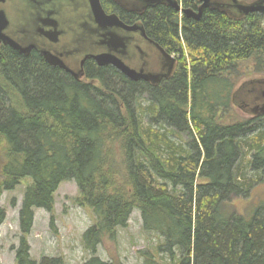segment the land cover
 I'll list each match as a JSON object with an SVG mask.
<instances>
[{"label":"trees","instance_id":"1","mask_svg":"<svg viewBox=\"0 0 264 264\" xmlns=\"http://www.w3.org/2000/svg\"><path fill=\"white\" fill-rule=\"evenodd\" d=\"M118 11L177 58L172 75L135 82L88 62L75 79L35 53L0 48V196L31 179L19 211L26 235L34 210L51 211L59 184L73 181L94 218L81 264H122L95 254L134 209L160 239L138 252L141 264H264V198L233 204L264 178V117L237 113L232 101L245 62L264 75V17L205 9L193 19L166 4ZM24 235L15 264H64L34 260Z\"/></svg>","mask_w":264,"mask_h":264},{"label":"rangeland","instance_id":"2","mask_svg":"<svg viewBox=\"0 0 264 264\" xmlns=\"http://www.w3.org/2000/svg\"><path fill=\"white\" fill-rule=\"evenodd\" d=\"M246 64L247 62L242 66L244 77L236 88L247 80L264 77L255 74L249 69V63ZM233 110L242 112L236 106ZM30 181V178H24L12 190H3L1 193L0 208L4 212V218L0 223V264H15V249L20 237L24 235L19 227V211L23 192ZM251 192L247 199L232 200L237 209L246 210L244 204L250 206L264 198V178ZM78 197L76 184L73 181H65L59 184L54 193L51 211L40 208L34 210L31 230L24 235L34 260L39 261L42 257H61L64 264H81L91 256L83 246L82 236L94 218L89 207L82 205ZM159 241L155 235L143 231L140 212L134 209L126 227L117 229L116 241H105L97 248L95 256L104 261L115 258L122 264H141L138 252L152 250Z\"/></svg>","mask_w":264,"mask_h":264},{"label":"flooded vegetation","instance_id":"3","mask_svg":"<svg viewBox=\"0 0 264 264\" xmlns=\"http://www.w3.org/2000/svg\"><path fill=\"white\" fill-rule=\"evenodd\" d=\"M253 1L255 0H250L248 3ZM99 3L106 14L115 13L119 20L129 26L140 22L136 19L130 22L123 21L118 10L138 15L142 12L141 8H145L143 0H99ZM89 8H91L89 0H0V13L3 12V16L7 19V24L1 30V33L10 37L23 49L27 48L28 51L21 53L9 45H5L1 39L0 48L8 47L23 56L35 53L44 61L42 51H46L61 59L71 71L77 74V78L58 66L53 67L65 71L75 79H83L86 64L93 62L97 65L93 58L84 59V52L95 53L106 50L104 46H99H106V39L103 37L105 30L96 29V26L91 22ZM113 31L118 35L125 34L128 38L131 35L118 28L113 29ZM128 42L130 45L136 46L133 47L131 52V63L136 68L143 66L148 71H156L157 68L155 67L157 65H152L149 61L150 59L156 63L157 59H160L156 49L152 45H144L143 39L138 33L131 35ZM140 46L144 47L142 51L146 55L138 48ZM176 65L177 58L174 69ZM261 78L264 79V77ZM262 86L263 88L256 87V90H252L256 91L261 97L259 102L256 103L258 105L264 104V97L260 94L264 91V83ZM251 108L245 109L242 107L241 109L244 110L242 111L243 115L253 118L264 117V114L256 113L259 112L258 110L251 111ZM237 109L241 111L238 107Z\"/></svg>","mask_w":264,"mask_h":264},{"label":"water","instance_id":"4","mask_svg":"<svg viewBox=\"0 0 264 264\" xmlns=\"http://www.w3.org/2000/svg\"><path fill=\"white\" fill-rule=\"evenodd\" d=\"M200 4L196 10L182 8L178 0H143L145 8H141L142 12L147 9V7H154L159 4H166L178 12H181L186 18L199 19L205 9L217 10L223 12L230 16L233 19H241L250 13H258L264 17V0H255L253 2H245L241 0H199ZM90 3V18L91 22L96 26V29L105 30L103 37L106 39L104 46L106 49L102 52L88 53L84 52V59L93 58L98 66H111L116 69L118 72L123 74L126 78L131 81L143 80L145 82H150L151 84H158L162 79L168 78L172 71L174 70L176 58L167 53L162 47L157 43L149 39L144 32L143 26L141 23L134 25H126L115 13L106 14L101 8L99 0H89ZM141 13V12H140ZM0 39L5 45H9L15 50L26 53L27 48H22L10 37L5 36L1 33V30L6 26L7 19L3 16V12L0 13ZM118 28L125 33L134 35L138 33L143 39L144 45H152L154 49L159 53L160 59H157L156 63L149 59L152 65H157L156 71H148L143 66L136 68L130 61V56L132 55L134 45L129 44V38L124 35H118L113 31V29ZM104 44V43H103ZM141 52L144 47L140 46ZM42 54L45 58V61L52 66H58L59 68L65 70L66 72L71 73L74 77L77 78V74L74 71H71L65 63L59 59L57 56L50 54L46 51H42ZM121 54V55H119ZM146 55V53L144 54ZM82 63V62H81ZM264 79H251L243 82L239 85L232 95V101L234 106H237L241 111V108L247 109L252 107L251 111L258 110L260 114H264V104L258 105L259 95L256 93L257 88H263L262 84ZM264 97V91L260 93ZM248 112V110H246Z\"/></svg>","mask_w":264,"mask_h":264},{"label":"bare ground","instance_id":"5","mask_svg":"<svg viewBox=\"0 0 264 264\" xmlns=\"http://www.w3.org/2000/svg\"><path fill=\"white\" fill-rule=\"evenodd\" d=\"M263 127V126H262Z\"/></svg>","mask_w":264,"mask_h":264}]
</instances>
